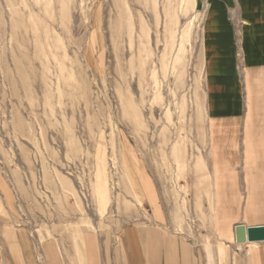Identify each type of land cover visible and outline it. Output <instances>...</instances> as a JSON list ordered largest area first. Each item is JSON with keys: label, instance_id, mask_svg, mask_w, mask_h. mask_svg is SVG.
<instances>
[{"label": "rangeland", "instance_id": "obj_1", "mask_svg": "<svg viewBox=\"0 0 264 264\" xmlns=\"http://www.w3.org/2000/svg\"><path fill=\"white\" fill-rule=\"evenodd\" d=\"M203 13L201 0H0V228L43 239L140 224L131 145L172 222L196 229Z\"/></svg>", "mask_w": 264, "mask_h": 264}, {"label": "crops", "instance_id": "obj_2", "mask_svg": "<svg viewBox=\"0 0 264 264\" xmlns=\"http://www.w3.org/2000/svg\"><path fill=\"white\" fill-rule=\"evenodd\" d=\"M201 1L204 143L192 169L196 229L172 222L158 178L135 147L123 145L126 172L146 205L143 222L111 237L97 227L43 239L25 226L4 225L0 264H264V241H235L236 225H264V0ZM201 217L209 218L208 232Z\"/></svg>", "mask_w": 264, "mask_h": 264}, {"label": "water", "instance_id": "obj_3", "mask_svg": "<svg viewBox=\"0 0 264 264\" xmlns=\"http://www.w3.org/2000/svg\"><path fill=\"white\" fill-rule=\"evenodd\" d=\"M235 241L241 244L246 242H263L264 225H257V226H245L244 224L236 225Z\"/></svg>", "mask_w": 264, "mask_h": 264}]
</instances>
